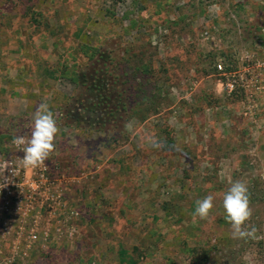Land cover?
I'll list each match as a JSON object with an SVG mask.
<instances>
[{"label": "rangeland", "instance_id": "obj_1", "mask_svg": "<svg viewBox=\"0 0 264 264\" xmlns=\"http://www.w3.org/2000/svg\"><path fill=\"white\" fill-rule=\"evenodd\" d=\"M40 103L62 205L0 194V264H264V0H0V160ZM236 180L255 237L224 219Z\"/></svg>", "mask_w": 264, "mask_h": 264}, {"label": "clouds", "instance_id": "obj_2", "mask_svg": "<svg viewBox=\"0 0 264 264\" xmlns=\"http://www.w3.org/2000/svg\"><path fill=\"white\" fill-rule=\"evenodd\" d=\"M30 137L16 136L13 144L22 147L23 157L20 164L24 168H38L45 163L55 150V138L59 132L56 119L47 103H40L36 108L32 122ZM6 167L4 168L5 171ZM6 179V178H5ZM4 179V180H5ZM6 183L0 185V189ZM215 197L212 194L195 201L194 215L206 219L214 208ZM224 219L231 226L233 238L255 237L257 229L248 226L253 210L251 208L250 193L245 182L236 180L223 194Z\"/></svg>", "mask_w": 264, "mask_h": 264}, {"label": "built area", "instance_id": "obj_3", "mask_svg": "<svg viewBox=\"0 0 264 264\" xmlns=\"http://www.w3.org/2000/svg\"><path fill=\"white\" fill-rule=\"evenodd\" d=\"M218 67L222 69L221 65ZM247 71L250 70L248 69ZM236 82V79H233L227 83L229 91L232 92L234 90ZM21 158L0 160V185L6 183V187L0 189V194L3 193L8 196L18 194L17 199L21 202L22 198H26L28 202H32L35 201V198L39 197L54 209L60 207L62 205V192L59 187V181L52 177V169L48 160L40 167L33 169L22 167L20 164ZM48 239V234H44V238H42L39 232L33 231L28 237L29 244L26 248L20 249L14 247L12 253H14V256H28L29 249L34 244L47 242Z\"/></svg>", "mask_w": 264, "mask_h": 264}, {"label": "trees", "instance_id": "obj_4", "mask_svg": "<svg viewBox=\"0 0 264 264\" xmlns=\"http://www.w3.org/2000/svg\"><path fill=\"white\" fill-rule=\"evenodd\" d=\"M97 51L98 50H96L95 48H93L92 49V52H94V53H97ZM90 57H92V55L90 56ZM107 61H108V63H107ZM106 63L108 64V65H110V64H112V60H106ZM90 74V73H89ZM69 79H70V81H71V83H73V85H75V86H77V85H79L78 83H79V81H81L82 79H85V78H87V76H86V74H80V72H76V71H72L70 74H69ZM95 80H97V78L99 77V76H97V75H95ZM111 77V76H110ZM101 79H102V81H103V84H104V88H106V95L105 96H103V104L105 105V109H109L110 107H111V105H112V103H113V105H114V102H116L117 101V98H116V100L114 99H111L110 97H108V95H107V93H108V88H110V86H112V84L111 85H109V81H111V80H107L106 79V76L104 75L103 76V78L102 77H100ZM97 82V81H96ZM94 86H96L95 84H93ZM114 85V84H113ZM100 88V87H99ZM119 88V87H118ZM116 89L117 88H115V89H111L110 90V92H109V95H113V94H115L116 96H120L119 94H117L116 93ZM99 98V97H98ZM110 101H112V103L110 104ZM93 105H95V102L94 103H92ZM92 107H94V106H92ZM117 109H118V103L116 104V107L114 108V109H112V110H114V111H117ZM136 109V108H135ZM113 111V112H114ZM136 111V110H135ZM48 160V159H47ZM48 162L50 163V161L48 160Z\"/></svg>", "mask_w": 264, "mask_h": 264}]
</instances>
